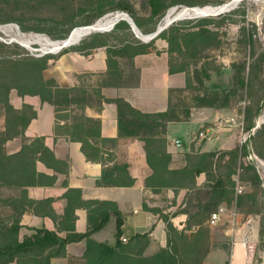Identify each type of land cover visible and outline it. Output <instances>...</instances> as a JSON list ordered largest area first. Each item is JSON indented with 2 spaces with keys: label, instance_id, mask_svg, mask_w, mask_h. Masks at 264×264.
<instances>
[{
  "label": "rangeland",
  "instance_id": "rangeland-1",
  "mask_svg": "<svg viewBox=\"0 0 264 264\" xmlns=\"http://www.w3.org/2000/svg\"><path fill=\"white\" fill-rule=\"evenodd\" d=\"M166 1L170 7L163 16L158 20H151L150 0H0V56L14 58L29 54L33 57L48 55L58 59L62 52L88 56L93 47L105 45L110 51V75L74 73L66 78L67 76L60 73V69L73 66L78 69L80 66L69 62L57 68L56 63L60 58L45 72L46 79H54L62 88H74L71 92L73 97L86 92L96 98V94H104L108 84L117 81L123 84L135 83L140 66L149 64L136 62L135 48L145 45L148 47V54H164V60L174 70L186 71L182 73L187 75L188 84L186 82L185 88L178 89L171 95V107L176 114L184 116L206 88L218 87L220 91L227 90L229 94L232 93L230 106L218 109L222 114L216 121L204 127H200L197 119L190 124H180L175 134L178 135V141L186 147L195 139L198 143L196 147L200 151L210 148L205 146L206 142L212 143L218 137L229 138L231 132L235 133L238 146L247 147L249 156L242 162L253 164L262 180L257 201L254 204L249 202L244 207L245 209L252 203L256 211L260 212L258 215H251L260 221L262 238L258 245L250 247V264H264V0L259 3H235L233 0ZM126 6L131 9L129 12L123 10ZM208 7L227 9L220 15H207L208 17H196L195 14L188 16L185 11ZM121 14L127 15L132 23L120 20L112 28L85 36L77 44L60 51H54L46 44L58 42L76 29L94 26L100 22L105 24ZM169 17L175 21L164 30L167 31L166 38L172 35L179 37V33L191 34L178 39L171 46L165 37L158 36L149 40L139 36L138 33L147 36L153 28L165 25ZM134 19L141 23L142 29L137 27ZM72 83L75 85L70 86ZM12 93L15 94L16 91ZM62 109L59 115L62 120L69 118L67 123L83 114L77 105ZM3 111L0 106V129L5 127L4 115H1ZM250 124L255 127L248 131L246 127ZM257 125L260 127L257 128ZM200 133L204 135L201 136ZM216 146L212 144V148L219 149ZM216 152L219 157L226 150L220 149ZM216 175L223 176L232 191L224 206L229 211H237L240 208L237 198L245 193H252L253 178L248 173L231 178L229 168L217 170ZM229 179L231 182H228ZM233 179L236 180L235 185ZM158 192L161 193L158 204L163 209L175 206L177 213L183 210L193 213L196 206L206 200L207 194V190L202 191L179 205L178 192L170 195L166 194V189ZM4 216L8 218L6 212ZM193 235L187 234L188 240L182 241L185 252L194 243ZM260 252H263L261 258ZM257 257L260 259L259 263L256 262Z\"/></svg>",
  "mask_w": 264,
  "mask_h": 264
},
{
  "label": "trees",
  "instance_id": "trees-1",
  "mask_svg": "<svg viewBox=\"0 0 264 264\" xmlns=\"http://www.w3.org/2000/svg\"><path fill=\"white\" fill-rule=\"evenodd\" d=\"M169 7L170 5L166 0H150L151 20L161 18ZM123 10L129 12L131 9L126 6L123 7ZM134 21L137 27L142 29L141 23L135 19ZM157 28L158 26L149 31V35L155 33ZM166 34L167 31H164L159 36L165 37ZM189 34L191 33H179V37L172 35L170 38H165L171 46L174 42L177 43L178 39L186 38ZM70 35L67 33L59 42L67 40ZM97 48L107 47L105 45L93 47V49ZM135 49L134 56L149 53L148 47L145 45ZM107 52L108 71L101 74L110 75L112 71L108 48ZM67 53L69 52H62L59 58ZM58 59L48 55L33 57L29 54L14 58L0 56V106L4 110L1 115H4L5 119V129L0 131V264H51L52 258L66 255L67 245L80 242L85 238L88 239V245L84 255L85 261L82 264H203L211 246L210 221L212 215L227 203L226 200L232 194L225 178L216 175V171L223 168L231 170V178L241 177L242 173H248L253 178L252 193H245L237 198L238 207H240L237 211L243 215L244 219L260 213L258 210L256 211L253 204L258 199L262 180L253 164L242 162L249 156L246 146H237L219 157L216 151L202 152L193 148L190 153L185 154L187 164L184 167L169 168L172 156L167 151L166 132L168 124L188 121L191 117L192 108H228L232 93L229 94L227 90L220 91L218 87L206 88L205 92L196 98L195 105L184 116L176 114L172 110L171 100L170 107L166 112L143 113L132 107L124 99L108 100L102 93L96 94V98L86 92L73 97L71 92L75 90L74 88H62L54 79L48 80L45 77V72ZM169 68L171 74L186 72L174 70L170 64ZM130 85L132 84H123V82L117 81L108 84L106 88H120ZM12 91H16L19 97H38L43 103L53 106L57 119L56 132L66 134L72 140L81 142L82 149L89 160H100L104 153L100 147L93 143L97 141L104 144L108 141L100 139V120L87 117L85 110L92 108L101 112L106 103L113 102L116 104L120 135L122 137H136L145 143L148 164L153 170V175L147 180L148 187L156 191L168 188L176 193L184 190L186 194L183 202L193 195L207 190L206 200L199 203L193 213L181 211L188 216L187 228L199 226V230L193 237L194 243L189 245L185 252L182 241L188 239L184 233H180L173 226L169 217H164L169 233L168 248H162L153 255L144 256V252L150 244V238L148 235H137L130 243L127 241L120 242L123 221L118 211V232L115 247L106 243H96L89 239L91 235L100 231L107 224L110 214L106 212H90L88 214V230L84 234L73 233L62 238L55 231L38 229L32 236H25L23 240H20L19 234L22 228L20 220L25 211V205L29 202L26 199V188L53 181L52 178L37 172V160H42L48 166L60 162L55 159L53 152L46 147L44 138L30 140L25 136L27 127L32 120L37 118V110L30 104H24L21 109H15L10 101ZM70 105H77L83 114L82 117L67 123L69 118L62 120L59 114L63 107ZM254 127L255 125L250 124L246 128L250 131ZM14 138H21L22 149L18 153L8 154L6 144ZM201 174L206 175V182L198 185L197 177ZM127 175V165H114L104 169L99 184L131 186L133 180ZM228 182H231V179ZM232 182L233 185L236 184L235 179ZM249 202H253V204L250 203V206L244 209ZM5 212L8 214V218L4 216ZM66 219L69 222H74V211L68 213Z\"/></svg>",
  "mask_w": 264,
  "mask_h": 264
},
{
  "label": "crops",
  "instance_id": "crops-1",
  "mask_svg": "<svg viewBox=\"0 0 264 264\" xmlns=\"http://www.w3.org/2000/svg\"><path fill=\"white\" fill-rule=\"evenodd\" d=\"M136 62L149 63L140 66L137 80L134 84L120 88H105L104 95L108 100L124 99L132 107L143 113L166 112L170 107L171 95L178 89L186 87L184 73H170L164 54H144L136 57ZM72 62L80 67L60 69L64 76L76 73H106L108 71L107 48H97L85 56L83 54H64L56 65ZM49 70V69H48ZM75 83L70 84L74 86ZM11 104L15 109H21L24 104H30L37 110V118L32 120L25 131L30 139L44 138L46 147L54 154L59 164L48 166L38 159L37 172L52 178L51 183L26 188L25 211L21 217L20 240L32 236L38 229L55 231L60 237L84 234L88 230V214L106 212L110 214L107 224L90 236L96 243H106L111 247L117 244V211L123 221L120 242L123 239L130 243L137 235H148L150 244L144 256H150L160 249L168 248L169 233L164 217L180 232L196 235L199 226L187 228L188 216L176 212V207L163 209L158 203L160 192L147 186V180L153 175L147 160L144 141L136 137H122L118 126V109L113 102L106 103L101 112L86 108L89 118L100 120L102 140L107 143L95 142L104 153L100 160H89L82 149V143L72 140L66 134L56 132V112L53 106L43 103L38 97H19L11 94ZM222 114L221 110L212 108H193L188 121L168 124L166 138L167 151L172 156L170 169L184 167L187 162L185 154L193 148L197 149V141L193 139L189 147L178 141L175 130L180 124H190L197 119L200 127L216 121ZM5 122V119H4ZM5 127H2L4 131ZM221 130V129H220ZM230 133L229 138L219 139L208 143L210 147L202 152H215L223 149L230 151L238 146ZM222 135V134H219ZM195 142V143H194ZM212 144L219 146L212 148ZM216 146V147H217ZM8 154L18 153L22 149L21 138L7 142ZM180 157H182L180 159ZM127 165V177L133 180L131 186L100 185L104 169L114 165ZM206 182V175L197 177V184ZM174 192L166 188V194ZM175 193V192H174ZM173 193V194H174ZM186 191L177 193V203L184 201ZM223 212L214 225L210 224L211 246L203 264H250V247L261 241V224L257 218H243L238 211H229L224 205ZM74 211V222H69L66 215ZM88 239L73 242L66 247V255L52 258L51 264H82L86 253ZM264 249V248H263ZM262 249V251H263ZM263 252H260V258ZM260 259L257 257L256 262ZM16 264V263H10ZM130 264V263H122ZM132 264V263H131Z\"/></svg>",
  "mask_w": 264,
  "mask_h": 264
},
{
  "label": "bare ground",
  "instance_id": "bare-ground-1",
  "mask_svg": "<svg viewBox=\"0 0 264 264\" xmlns=\"http://www.w3.org/2000/svg\"><path fill=\"white\" fill-rule=\"evenodd\" d=\"M239 1L240 0H235V3H239ZM226 9L227 8L219 9L218 12L217 11H214V12L213 11H204V10H202V11H199L198 10V12L202 16H207V15H210L211 16V15H214V14H219L220 15L221 13L225 12ZM215 12H217V13H215ZM127 19H128V17L126 15H123V14L117 15L113 19L105 22V24H103L102 22H100L99 24H96L94 26L92 25L90 27H84V28L76 29L70 35V37L67 40H65V41H62V42H59L58 41V42H54L52 44H50V43H46V44H47V46H50L51 49H54V51L56 50L55 48H58V47L62 46L65 42L68 43L66 47H69V46H72L74 44H77L85 36H88V35H90L92 33H96V32H104V31L108 30L109 28H112L120 20H127ZM174 21L171 20L170 17H169V18H167L165 25H161L159 27H168ZM138 34H139V36H141L143 38L145 37V39H147L146 36L140 35V33H138Z\"/></svg>",
  "mask_w": 264,
  "mask_h": 264
},
{
  "label": "built area",
  "instance_id": "built-area-1",
  "mask_svg": "<svg viewBox=\"0 0 264 264\" xmlns=\"http://www.w3.org/2000/svg\"><path fill=\"white\" fill-rule=\"evenodd\" d=\"M233 1L235 2V0H233ZM245 1H253V2H257V3H259V2H262L263 0H240L239 3H242V2H245ZM219 9H220V7H208V8H205V9H193L192 11H188V10H185V11L187 12L188 16H189L190 14H195L196 17H200V16H202V15L199 14L198 10H199V11L204 10V11H213V12H214V11H217V12H218ZM221 9H222V7H221ZM217 12H215V13H217ZM190 16H191V15H190ZM192 16H193V15H192ZM117 23H118V22H117ZM117 23H116V24H117ZM200 135L203 136L204 133H200ZM241 143H243V141H242ZM239 192H241V191H239ZM222 212H223V209H220L217 213H214V214L212 215V219H211V221H210V224H211V225H214V224L216 223V221L220 219V215H221ZM123 241H126V240L123 239Z\"/></svg>",
  "mask_w": 264,
  "mask_h": 264
},
{
  "label": "water",
  "instance_id": "water-1",
  "mask_svg": "<svg viewBox=\"0 0 264 264\" xmlns=\"http://www.w3.org/2000/svg\"><path fill=\"white\" fill-rule=\"evenodd\" d=\"M127 16V15H126ZM128 17V16H127ZM123 21H130V18L128 17V19L127 20H123ZM132 21V20H131ZM130 21V22H131ZM132 23V22H131ZM134 25V27L136 28V26H135V24H133ZM167 27H159L158 26V28H157V30H156V32L155 33H153V34H150V35H147L146 37H147V39H149V40H153V39H155L156 37H158L165 29H166ZM67 42H65L62 46H60V47H58V48H55L56 50L55 51H60V50H62V49H64V48H66V46H67ZM260 127V125H257V128H259Z\"/></svg>",
  "mask_w": 264,
  "mask_h": 264
}]
</instances>
